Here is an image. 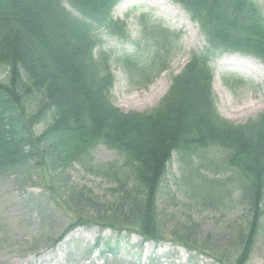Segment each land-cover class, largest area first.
I'll return each instance as SVG.
<instances>
[{
  "label": "trees",
  "instance_id": "1",
  "mask_svg": "<svg viewBox=\"0 0 264 264\" xmlns=\"http://www.w3.org/2000/svg\"><path fill=\"white\" fill-rule=\"evenodd\" d=\"M118 1L0 0V174L40 169L51 200L72 214L73 226L127 230L143 240L168 235L219 264H247L256 244L264 242V112L237 124L222 117L211 92L210 61L237 52L264 64L260 8L254 0H173L197 22L206 45L192 53L156 106L123 112L110 101L113 75L101 48L103 34L131 41L125 22L112 15ZM139 21L142 40L153 43V60L141 65L130 56L125 69L132 75L163 71L180 31L152 23L145 13ZM99 143L123 158L121 169L94 172L114 184L117 199L109 203L65 178L67 169ZM215 150L222 151L220 160L203 158ZM173 153L184 161L198 157L193 172L199 180L190 193L203 205L218 206L224 193L230 194L216 189L219 182L203 168L229 172L226 179L237 186L246 223L231 225L216 241L207 240L209 234L201 238L192 221L164 229L157 200Z\"/></svg>",
  "mask_w": 264,
  "mask_h": 264
},
{
  "label": "rangeland",
  "instance_id": "2",
  "mask_svg": "<svg viewBox=\"0 0 264 264\" xmlns=\"http://www.w3.org/2000/svg\"><path fill=\"white\" fill-rule=\"evenodd\" d=\"M254 1L264 17V0ZM143 13L152 23L154 20L180 31V37L164 57L163 71L154 73L152 69L132 75L125 69L127 57H138L141 65L147 66L153 60V43L142 40L139 15ZM112 15L125 22L130 40L140 43L119 42L107 34L101 35V48L109 55L113 75L110 101L123 112L147 111L159 103L192 53L201 52L205 39L197 22L173 0H120ZM210 65L211 92L222 117L237 124L264 112V64L258 58L224 52L215 56ZM3 77L0 70V79ZM206 153L205 159L222 158V151ZM196 159L194 156L184 161L175 153L171 155L158 193L159 218L167 230L175 222H195L201 238L209 234L207 240L216 241L223 232H230L231 225H244L247 213L237 200L235 182L226 179L229 172L222 169L203 168L205 176L219 182L216 189L230 193H224L221 204L203 205L200 198L191 197L190 189L199 180L197 171L193 172ZM122 162L115 150L99 143L81 162L67 169L65 178L68 185L90 189L101 202L109 203L117 199L111 191L114 184L94 172L108 166L121 169ZM40 176V169L33 168L0 174V264H219L207 255L171 242L168 235L161 241H147L127 230L93 225L73 227L72 214L53 203ZM262 220L264 224V217ZM70 226V231L62 236ZM247 264H264V242L256 244Z\"/></svg>",
  "mask_w": 264,
  "mask_h": 264
},
{
  "label": "bare ground",
  "instance_id": "3",
  "mask_svg": "<svg viewBox=\"0 0 264 264\" xmlns=\"http://www.w3.org/2000/svg\"><path fill=\"white\" fill-rule=\"evenodd\" d=\"M233 61L231 60V63H232ZM263 69H264V67L263 66H261Z\"/></svg>",
  "mask_w": 264,
  "mask_h": 264
}]
</instances>
